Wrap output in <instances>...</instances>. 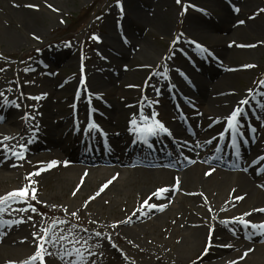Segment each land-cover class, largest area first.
Returning <instances> with one entry per match:
<instances>
[{"label": "rangeland", "instance_id": "rangeland-1", "mask_svg": "<svg viewBox=\"0 0 264 264\" xmlns=\"http://www.w3.org/2000/svg\"><path fill=\"white\" fill-rule=\"evenodd\" d=\"M25 1L44 33L33 45H30L26 34L21 32L25 39L21 48L9 51L0 47V101L3 104L0 126L14 116L12 112L16 108L19 109L15 115L22 112L18 119L27 127L28 133L32 134L33 147L24 163L18 162L14 172L6 173L13 179L0 181V198L29 186L28 177L36 171L34 164L43 162V155L48 157L57 154L64 158L54 140L72 148L82 138L90 135L94 129L93 124L101 125L102 122L89 117L85 109L103 110L105 107L102 99L96 102L84 96L89 72L101 81L114 75V78L123 83L118 88L120 93L131 98L122 101L121 114L129 119L136 110L138 114L142 110L148 113L147 108L151 105L147 100L148 96L156 98L162 93H170L174 84L186 81L189 73L193 76L203 75L207 80L214 70L216 74L212 82L215 83L224 73H228L223 90H228L227 94L233 96L236 103L237 99L248 92L257 93L260 97V93H264V0H179V3L177 0ZM254 27L261 31L259 35L255 36L253 33L248 34L247 38L244 36L237 40L218 42L219 37L229 39L238 30L247 34ZM233 52L239 58L234 62L226 61V55ZM215 65L217 69L213 67ZM222 65L230 66L227 72ZM223 67L225 72L220 69ZM161 86L165 90L160 91ZM75 87L83 92L79 94ZM4 93L10 97H3ZM94 93V96H98ZM80 106V113L74 114ZM51 110L59 114V117L52 118V129L47 125L45 117L43 120L37 117L42 113L46 115ZM200 114L197 106L182 102L172 112V122H168L167 117H158L157 120L168 130V134L170 127L179 124L182 118H199ZM210 127L211 131L204 138H195L196 145L204 147L210 153L218 147L219 142L239 146L236 132L224 134L222 130ZM10 128L14 129V125ZM190 129L191 132H203L196 123ZM95 133L99 136L98 132ZM118 133L117 131L116 134ZM163 133L148 136L147 143L140 152L129 150L139 137L124 135L119 140V154L138 162L139 159L148 158L150 150L160 144L170 148ZM151 139L161 142L157 145L155 142L149 143ZM203 139L208 140L207 144L203 143ZM226 156H221V159L226 160ZM253 157L255 154L249 153L248 159ZM33 158L38 160L32 163L30 161ZM176 161L180 168L171 169L179 174L192 164L184 156L180 159L177 157ZM102 165L111 167L109 164ZM262 165L264 167V161ZM53 168L58 167L52 166V173L48 171L50 174L47 180L39 182L36 175L31 176V181L34 182L31 183V188L36 190V200H32L29 195L27 203H11L3 206V211H0L2 221H11L20 216L30 217L27 225L35 234L22 244L29 246L33 255L38 250V237L44 234L43 230H49V235L56 230V233L61 234L60 237H66L64 240L58 239L55 245H45L48 252L52 253L44 256L45 264H217L221 252L238 250L229 249V245L215 246L207 255L194 258L188 252L176 255L174 247L170 249V246L163 241L160 243L155 236L127 242L117 237L116 232L106 235L104 230H100L99 236L89 238L87 230L91 234L90 229L95 224L90 222V212L86 209L81 214L73 212V205L80 201L71 198V188L59 184L57 176L64 172L60 168L59 172H54ZM139 189L142 188H136L137 191ZM148 190H154V186L150 185ZM66 201H69L66 212L76 215L65 219L67 229L53 228L64 220L58 216L54 207L66 205ZM33 207L36 211H32ZM236 209L233 208L230 213ZM155 210L156 208L150 209L147 206L138 207L131 201L125 205L119 203L116 214L108 212L106 217L113 222L134 215L138 217V223L145 224L155 215ZM25 212L27 213L22 214ZM44 225L49 228L44 229ZM237 225L240 237L235 236V240L243 244L264 245V235L258 228H245L240 223ZM248 229L250 234L247 233ZM73 248L79 249L82 255L77 256L74 252L72 256L65 254ZM15 255L7 252L3 259L0 257V264H25L33 256L21 259ZM13 259H16L15 263L11 262ZM35 264H39V261Z\"/></svg>", "mask_w": 264, "mask_h": 264}, {"label": "bare ground", "instance_id": "bare-ground-1", "mask_svg": "<svg viewBox=\"0 0 264 264\" xmlns=\"http://www.w3.org/2000/svg\"><path fill=\"white\" fill-rule=\"evenodd\" d=\"M28 5L25 0H0V47L5 50L14 51L24 45L25 39L22 38L21 32L26 34L30 45L43 35V28L35 21ZM253 33L256 36L261 31L254 27L248 30L247 34L238 30L229 39L223 37L217 39L218 42L232 41L244 36L247 38L248 34ZM135 44L138 45L137 42ZM238 56L236 52L229 53L225 60L234 62ZM222 66L226 67V70L224 67L220 69L226 72L230 67ZM213 67L218 68L217 65ZM215 74L216 71L213 70L211 77H207V80L203 75L193 76L189 73L190 77H187L186 74L185 83L174 84V89L170 93H162L156 98L148 96L147 100L151 102L147 108L148 113L142 110L138 114L136 110L129 119L121 114L122 101L131 98L120 93L118 88L122 87L123 83L114 78V75L101 81L89 72L84 96L96 102L102 99L105 107L103 110L86 107L85 109L89 117L102 123L100 126L96 125L92 130L94 132L91 131L88 137L82 138L72 148H68L61 141L54 140L56 147L62 150L64 158L57 154L48 157L43 155L41 157L42 159L45 157L43 162L34 164L35 172L44 169L36 175V179L39 182L47 180L50 174L48 171L52 169V167L49 168V164L56 162L58 168H53V171L59 172L60 168L62 173L64 172L63 175L57 176L59 184L71 188V198L80 201L73 205V212L81 214L86 209L90 212L89 218L92 219L90 222L95 223L90 229L91 234L87 230L89 238H93L92 236L100 230H104V234L116 232L117 237L127 242L155 236L160 243L163 241L170 246V249L176 248L177 250L173 248L176 255L188 252L194 258L207 255L215 246L229 245L227 246L229 249L238 248V250L229 253L221 252L217 264H264V245L243 244L235 240V236L240 237L236 222L238 219L250 221L255 225L264 224V212L258 211L264 209V167L262 165L264 161V93L261 92L260 97L257 93L248 92L237 99L236 103V99L227 94L228 90H223L228 73H224L216 83L212 82ZM164 88L161 86L160 91L165 90ZM75 91L79 94L83 92L79 87H75ZM94 92L98 96H94L96 95ZM6 96L10 97L9 94L4 93L3 97ZM245 100L248 101L247 104L242 103ZM137 101L136 98L135 102ZM182 102L197 106L201 114L199 118H182L179 124L170 127L168 134L166 132L162 134L167 138L170 148L160 144L154 150H150L148 158L139 159L138 162H133L130 158H124L119 154V146H121L119 140L122 136L138 137L131 123L133 119L140 126L145 123L144 117L149 118L148 124L157 120L158 117H167L168 122H172L171 114ZM2 108L3 104L0 101V112ZM238 108L242 112L238 117L239 123L235 137H238L240 147L219 142L218 147L210 153L204 147L194 143L195 138H202L205 134H209L210 126L222 130L224 134L232 131L228 121ZM80 109L81 106L74 114L80 113ZM228 109L229 112H226ZM16 110L19 109L16 108L12 112L14 116L0 126V141L3 142L0 143V181L13 179L6 173L14 172L18 162L24 163L27 155L31 153L30 148L33 147L32 134L28 133L27 127L18 119L22 112L16 116L15 113L18 112ZM57 113L51 110L46 115L42 113L37 117L40 120L45 117L47 125L52 129L54 128L52 118L59 117ZM194 123L199 124L204 133L199 130L191 132L190 127ZM11 125H14V129L10 128ZM117 131L118 134H116ZM95 132H98L99 136H96ZM4 137L10 139L4 140ZM148 142H155L157 145L161 141L151 139ZM207 142V139H203V143L207 144ZM143 145L145 143L139 138L137 142L134 141L129 150L140 152L144 148ZM13 152H23L24 158L18 159ZM252 152L255 157L248 159L249 153ZM256 154L260 155L257 157ZM223 155L226 156V160L221 159ZM181 156L187 158V161L192 164L179 174L171 168H180L176 164V158L180 159ZM35 160L38 159L33 158L30 162L34 163ZM102 164H109L111 167H103ZM108 181L111 183L101 190ZM150 185L154 186V190H148ZM137 187L142 189L137 191ZM162 188L168 189V192L159 193ZM237 197H243V199H236ZM69 201H66V205L54 207L58 216L64 219L61 220L64 223L59 222L53 228L67 229L65 219L72 216V213L66 212ZM131 201H134L138 207L148 204L157 205L155 212L160 213H155L145 224L138 223V217L134 215L122 221L107 220L108 212L116 214L119 203L125 205ZM235 207L238 211L236 209L230 213ZM249 213L251 215H248ZM29 219V216H20L12 219L10 226L0 225V243L2 244L0 257L2 259L7 252L15 253V256L21 259L34 254L29 246L22 244L23 241L28 242L27 238L35 234L27 225ZM42 227L49 228L45 225ZM29 232L32 233L29 234ZM247 233L250 234V229ZM52 234L56 237L58 234V237L61 235L56 233V230ZM165 252L167 253L166 249ZM244 253H247V256ZM15 260L11 262L15 263Z\"/></svg>", "mask_w": 264, "mask_h": 264}, {"label": "snow or ice", "instance_id": "snow-or-ice-1", "mask_svg": "<svg viewBox=\"0 0 264 264\" xmlns=\"http://www.w3.org/2000/svg\"><path fill=\"white\" fill-rule=\"evenodd\" d=\"M177 2L179 3V0H177ZM243 104H247L248 101H242ZM242 110L241 109H237L236 111H234L232 113V115L229 118L228 121V125L229 128L232 129L233 132H236L238 129V117L241 115ZM148 117H144V125L143 126H138L137 125V121L135 119L132 120V126H133V130L137 133L138 137L143 139L144 143H147V137L148 136H155L158 132H167L168 130L164 127V125L159 122L158 120H154L151 124H148ZM92 127H96V125H92ZM10 139L9 137H4V140H8ZM233 139H235V137H233ZM0 143H3L2 141H0ZM21 147H24L23 145H21ZM233 147H235V143L233 144ZM5 148L7 149V146H5ZM13 155H15L18 159H23L24 158V153L23 152H13ZM56 162L53 161L49 164V168L52 166H55ZM44 169H41L40 171H42ZM40 171H37L35 173L30 174V176L28 177L30 184L29 186H25L22 187L20 189L14 190L10 193H8L6 196L0 198V211H3V206L5 205H9L11 203H16V202H21V203H27L28 202V198L29 195L31 197L32 200H36V190L34 188H31V183H34L33 181H31V176L32 175H39ZM206 174H211V173H206ZM111 181H108L101 190H103V188H106L108 186V184H110ZM178 183V182H177ZM168 192V189L166 188H162L159 190V193H166ZM75 195V193H73ZM155 195V194H154ZM236 199H243V197H237ZM148 208H157V205L154 204H148L147 205ZM20 211H23L24 209H19ZM162 210V208L160 209ZM32 211H36V209L33 207ZM258 211L264 212V209H259ZM72 215H76V213H72ZM248 215H251V213H249ZM236 222L240 223L241 225H243L245 228L247 227H252V228H258L261 231V234L264 235V224H260V225H255V224H251L250 221H246L243 219H238ZM11 221H2L0 220V225L3 224H8L9 226L11 225ZM60 223H64V221H60ZM44 234L40 237H38L39 243H38V250L35 253V255H33L30 258V261H26L25 264H35V262L39 261V264H45L44 261V256L45 255H52L51 252H48V250L45 248L46 244H53L55 245L59 240H64L66 239V237L61 236L59 238L56 237L55 234L49 235V230H43ZM97 236L100 235V233H96ZM70 243H79V241H70ZM73 252L77 255V256H81V252L79 249L73 248L72 251H68L65 254L67 256H72ZM245 256H247V253H244ZM63 258V257H62Z\"/></svg>", "mask_w": 264, "mask_h": 264}]
</instances>
